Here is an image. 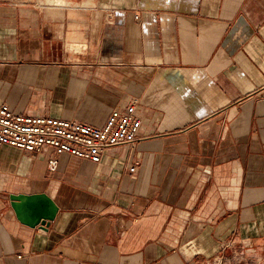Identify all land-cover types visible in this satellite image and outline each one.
Returning <instances> with one entry per match:
<instances>
[{
    "label": "crops",
    "instance_id": "1",
    "mask_svg": "<svg viewBox=\"0 0 264 264\" xmlns=\"http://www.w3.org/2000/svg\"><path fill=\"white\" fill-rule=\"evenodd\" d=\"M93 3L0 0V102L102 125L135 100L142 117L99 161L0 147V264L264 251V0ZM40 192L58 211L30 227L9 195Z\"/></svg>",
    "mask_w": 264,
    "mask_h": 264
},
{
    "label": "built area",
    "instance_id": "2",
    "mask_svg": "<svg viewBox=\"0 0 264 264\" xmlns=\"http://www.w3.org/2000/svg\"><path fill=\"white\" fill-rule=\"evenodd\" d=\"M135 100L121 110H113L102 125H92L76 119L43 114L16 112L0 102V147L4 144L39 152L53 147L56 154L70 153L99 161L107 149L134 141L142 126V117ZM57 165L55 156L48 160L50 169ZM134 169V166H131ZM211 258L195 262L209 264ZM217 257L213 258V262Z\"/></svg>",
    "mask_w": 264,
    "mask_h": 264
},
{
    "label": "water",
    "instance_id": "3",
    "mask_svg": "<svg viewBox=\"0 0 264 264\" xmlns=\"http://www.w3.org/2000/svg\"><path fill=\"white\" fill-rule=\"evenodd\" d=\"M9 198L16 217L30 227H47L58 211V205L46 192L11 193Z\"/></svg>",
    "mask_w": 264,
    "mask_h": 264
},
{
    "label": "rangeland",
    "instance_id": "4",
    "mask_svg": "<svg viewBox=\"0 0 264 264\" xmlns=\"http://www.w3.org/2000/svg\"><path fill=\"white\" fill-rule=\"evenodd\" d=\"M220 257L217 261L213 262L211 258L209 264H262L264 261V251L247 253L242 252V249L237 248L236 250H227L223 255L217 254ZM198 264H206L205 262H200Z\"/></svg>",
    "mask_w": 264,
    "mask_h": 264
},
{
    "label": "clouds",
    "instance_id": "5",
    "mask_svg": "<svg viewBox=\"0 0 264 264\" xmlns=\"http://www.w3.org/2000/svg\"><path fill=\"white\" fill-rule=\"evenodd\" d=\"M42 10L61 11L73 7V0H38ZM82 6H94L93 0H84Z\"/></svg>",
    "mask_w": 264,
    "mask_h": 264
}]
</instances>
